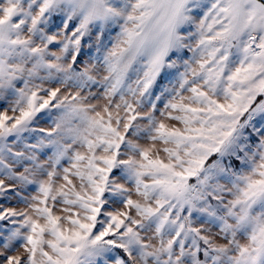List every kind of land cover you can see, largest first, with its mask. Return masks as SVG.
<instances>
[{
	"label": "snow or ice",
	"instance_id": "snow-or-ice-1",
	"mask_svg": "<svg viewBox=\"0 0 264 264\" xmlns=\"http://www.w3.org/2000/svg\"><path fill=\"white\" fill-rule=\"evenodd\" d=\"M0 264H264V0H0Z\"/></svg>",
	"mask_w": 264,
	"mask_h": 264
}]
</instances>
